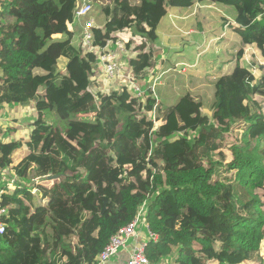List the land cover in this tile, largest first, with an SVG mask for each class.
<instances>
[{"label": "trees", "instance_id": "16d2710c", "mask_svg": "<svg viewBox=\"0 0 264 264\" xmlns=\"http://www.w3.org/2000/svg\"><path fill=\"white\" fill-rule=\"evenodd\" d=\"M78 1L95 4L105 16L103 30H95V45L104 47L112 33L141 39L135 58L120 57L131 67L142 101L132 84L119 87L114 81L115 92L99 90L95 56L71 44L69 26ZM129 1L0 0V113L2 105L47 104L27 140L0 141V173L10 170L28 185L2 187L0 208L7 216L0 264H97L110 239L143 204L148 230L156 236L145 248L151 264L170 257L173 264L261 263L264 73L256 76V62L240 65L237 59L233 71L213 83L211 115L185 127L184 110L197 111L184 103L200 102L186 94L177 106H162L145 82V69L155 67L153 44L167 7H229L242 45L262 47L264 0ZM60 58L67 60L64 73ZM36 70L49 75L43 94L30 78ZM50 113L64 123L61 128ZM178 123L181 135L171 141ZM21 149L29 153L13 165L12 155ZM28 189L42 195L43 206L33 212L24 198Z\"/></svg>", "mask_w": 264, "mask_h": 264}, {"label": "rangeland", "instance_id": "374dc122", "mask_svg": "<svg viewBox=\"0 0 264 264\" xmlns=\"http://www.w3.org/2000/svg\"><path fill=\"white\" fill-rule=\"evenodd\" d=\"M167 1L168 0H163L164 3H166ZM78 2L80 4L82 1H78ZM126 4H127V1L122 2L124 9L126 11H128V4L127 5ZM92 6H93V10L90 13V15L96 20V24L98 26L104 27L105 20H106L104 14L101 12L100 8L97 7L95 4H93ZM200 6H209L206 8V11L204 12L205 13L204 16H208L211 21L205 17H203L202 19L204 20L203 25L207 26V25L211 24V29H213V27L215 25H218V26H219V24L223 25V23H226L224 21L226 19H227L226 21H232L231 11L228 9L223 10L222 8L216 7V6H218V4H216V3H211V4L209 3V4L200 5ZM234 14H235V12H234ZM222 25L219 29L221 31H220L219 35H217L216 37L210 38V40H208L207 37L204 38L203 35L199 33L203 37V40L198 41V42L193 43V44H190V46L193 47L195 54L198 56H201V58H203L205 60L206 71H209V69H208L209 66L216 59H220V60L226 59V61H228L231 57L235 56V54H236V52H238V50H240V48L239 49L238 48L235 49L234 47L232 48V46L234 45V41L232 38L225 39V37H226L225 31L226 30L228 33H233V32L231 31V29H229L228 25H226V24L223 26ZM231 26H235V21H233ZM69 28H71L73 30V37L71 39V44L75 48L78 49L79 44H80L79 43V34H80L79 32L81 29L76 24H74V25L71 24V26H69ZM177 29L174 27H171L170 29H168L167 34H169V36L176 37L177 40H181L180 39V33L183 34V32H185V31L184 30L178 31ZM174 31H178V33H175ZM116 36L118 37V39L123 40L127 43L131 41L130 42L131 43L130 48H128L129 49L128 50V56H130L131 58H135V56L138 53L136 51V47H138V45H140L141 39L138 36H136V37L132 36V34L130 32L117 33ZM161 37H164V33L161 29H159V38H161ZM183 38L184 39H182L180 41V44H176V45H178V46L181 44L186 45L187 44L186 42H188V39H186L184 36H183ZM223 41L227 42V47H226L227 49H223L222 47L218 46ZM188 44L186 46H188ZM156 46H157V47H155L156 52L158 51V49L165 52L163 55L158 54L157 59L155 58V64L157 63L156 65H160L158 67L160 69H153V68H150L147 70L145 69V72L148 73V76L145 79V82L148 85H150L152 87V89H154V93H155L154 96H156L158 98V101L162 102V106L165 107V106H177V103H179V101L177 102L178 97L181 96V94H183L185 92H191V94L199 93L202 96V101H203L202 106H201V104L189 105L188 103H184V108L188 109L189 106H192L197 111V115H196V113L191 115L186 110H184L182 120H183V124L185 125V127L192 125L194 122H196L197 118L202 116V115L210 116V114H211L210 105L214 101L213 85H211V83L213 84V81H214L213 79L218 78L222 73L217 71L213 76L212 75H204L203 72L196 73L195 71H197L201 67V65L196 67L197 62H195V65H194L192 62L181 59L180 57L176 58L177 56H179L180 53L178 51L174 52V40H172V42L166 43V44H163V41L159 40L158 43H156ZM162 46H164L166 48L162 49ZM213 48H215V49H213ZM208 50L210 52L209 56H208ZM225 50H228L227 54H225ZM115 51H116V48L112 50V52H115ZM145 51H147V50L145 49ZM261 52H262V54L259 52L256 55V58L244 59L245 61H254L258 64V67L260 70H257V73H261V72L264 73V49L263 48H262ZM103 53L104 52H100L99 54H103ZM105 54H107V53H105ZM240 59H239V62L241 65L244 62L241 61ZM200 63H201V61H200ZM168 64H169V66H168ZM64 65H65V61H63V60L58 62V69L60 71H62L63 73L65 70ZM225 65L226 64H223L222 67L223 66L225 67ZM167 66H168L167 71H165L164 69H166ZM261 66L263 68H261ZM125 67H126V62H123V69H125ZM184 68H186V69L194 68L195 70H193L189 73L188 72L183 73L186 71ZM229 68H230V66L227 69H229ZM222 71L225 72V70H222ZM42 72H43V70H40L39 72H33L30 76L31 80L33 81L34 90H36V88L39 86L37 92L40 94H43V89H44L43 83H44V81L49 78V75L47 76V74L45 72H44V74ZM153 74L157 77V79L153 77ZM119 75H122V78L125 80L131 79V77H132V74H130V77H128V76L123 75L122 72ZM198 76H201L202 78L207 77V76H211V78L206 79L208 81L207 83L201 82L199 87L198 86L196 87V85H195V87L193 88V90H194L193 91V90H191L192 86H190V83L194 82V80H196L197 79L196 77H198ZM94 77L100 78V75L95 74ZM189 78H191V80L188 82ZM154 79H156V80H154ZM98 84H99V90L102 92H105L106 94H111L117 90V87L114 86L115 82L111 81L110 79H107L106 82L100 81V82H98ZM118 86L119 87H123V86L130 87L127 84H124L122 82H119ZM90 89H91V91H94V89L92 87ZM136 97L137 98L140 97V94H137ZM141 101H142V97H141ZM46 106H47V104L45 102L39 101V102L30 103V105L27 107L29 112H27L28 110L26 108H23V110L26 109L27 111L24 110L23 113H20L21 111L19 110V108L21 109V107L16 106V105H11V107L5 109L3 111L2 117L6 116L9 119L7 121H2V119L0 117V139H2V141L19 140V139L27 140L30 136V131L32 129L33 121L37 118L39 113L43 112L46 109ZM263 109H264V106H263ZM48 118L51 120H56V125L60 128L62 127V124H64V123L60 122L58 119H56L57 117H55L52 113H50L48 115ZM153 118H154L153 124H154V126L157 127L160 124L159 119H158L156 114L154 115ZM179 126H180V124L178 123V127H173L171 129L172 133H174V134H172L173 136L171 135V137H170L172 139L171 141L176 140L177 136L181 135V132L178 131ZM228 142H230V141H228ZM224 151L228 156L227 157L228 158L227 162H228L230 160V157H229V153L227 152L226 147L224 148ZM26 153H27V150L24 151L23 149H21L19 151L14 152L12 155V158L14 159V161H16V160L18 161ZM12 173H13L12 171L8 170V173L0 175V193L3 190L2 187H7L9 189V191H11V190H13L15 183H19L21 185H24L20 180H17V178H15ZM225 176H227V174H225ZM229 176H230V173H229ZM23 182L25 183L26 186H28L25 181H23ZM52 185H53V183L48 184V186H52ZM30 193H31V191H30V189H28V192L26 194H24V198H27V199L29 198L28 200H31V203L26 202V204L29 206H33V203H34L35 206H40L41 201H42L41 193L38 190H37V192L35 190H32V194H35V195H30ZM32 198H33V200H32ZM167 200L170 201V199H167ZM182 209H183L182 210L183 212L186 210L183 207H182ZM176 212L177 211L174 212V210H171L170 214L174 215V214H176ZM140 231L143 234H145L144 228L141 227ZM260 254H261L262 262L261 263H250V264H264V239L261 243ZM173 263H174L173 257H170L166 260H163L162 264H173Z\"/></svg>", "mask_w": 264, "mask_h": 264}, {"label": "crops", "instance_id": "0c3cea01", "mask_svg": "<svg viewBox=\"0 0 264 264\" xmlns=\"http://www.w3.org/2000/svg\"><path fill=\"white\" fill-rule=\"evenodd\" d=\"M204 4H209V3H197V4L191 6V7L187 8V9H176V8L167 7V9H166L167 10L166 11V15L162 18V20L158 24L157 31H156L157 32V40L153 44V47L154 48L157 47L156 46V43H158L159 40L160 41H163V44L170 43V42H172V40H174V52L178 51L180 53L179 56H177L176 58L180 57L181 59H184L186 61L192 62L194 65H195V62H197L196 67L199 66V65H201V67L197 71H195V72L196 73L203 72L204 75H212L213 76L217 71H219V72L222 73L219 77L224 76V75H229L233 71V69H234V67L236 65L237 59H240V58H241L240 60L243 61L244 63L245 62H247V63L252 62V61H245L244 59H247V58H250V59L256 58V55L260 52V49H262L264 46H262V47H259L257 45H247V46H243L242 43H241V41H240V38L233 32V27L234 26H231V24L235 20V14H234L233 10L230 9L229 7L222 6V5H218L216 7L222 8L223 10H227V9L230 10L231 11V15H232V18H231L232 21H226L227 20L226 19V20H224L226 23H223L222 22L223 25H225V24L228 25L229 29H231V31L233 32V33H228L227 30H226L225 31L226 32L225 33V36H226L225 39L232 38L233 41H234V45L232 46V48L233 47L235 49L236 48H238V49L240 48V49H243L244 52H243L242 57H240V58L237 57V52H236L235 56L234 57H231L228 61H226V59L225 60L216 59L209 66V68H208L209 71H206V69H205L206 68L205 60L203 58H201V56H198V55L195 54V52L193 50V47L190 46V44L196 43L198 41H202L203 40V37L204 38L207 37L208 40H210V38L216 37L217 35H219V33L221 31L219 29H220V27H221L222 24H219V26L218 25H215L213 27V29H211V24H209L207 26L206 25H203V21H204L202 19L203 17H205L208 20H210L208 16H204L205 15L204 12L206 11V8L209 7V6H200V5H204ZM171 27H174L176 29L178 28L177 29L178 31H182V30L185 31V32H183V34L180 33V39L181 40L184 39L183 36L186 39H188V42H186L187 44L189 43L188 46H186L187 44L186 45L185 44H181L179 46L176 45V44H180V41L181 40H177L176 37L169 36V34H167L168 29H170ZM159 29H161L163 31L164 37L159 38ZM178 31H174V32L175 33H178ZM199 33L202 34L203 37ZM218 46L222 47L223 49H227L226 48L227 47V42L226 41H223ZM165 48L166 47L162 46V49H165ZM213 49H215V48H213ZM144 52H147V51L144 50ZM227 52H228V50H225V54H227ZM164 53H165L164 51H161L160 49H158V51L155 52L154 57L157 59V55L158 54L159 55H163ZM209 55H210V52L208 50V56ZM61 60L65 61V65H66L67 60L65 58H60L58 60V62L61 61ZM200 61H201V63H200ZM156 64H154L155 67H149L148 69H150V68L160 69V68H158L160 65H156ZM223 64H226L225 67L224 66L222 67ZM65 65H64V68H65ZM168 66H169V64H168ZM168 66L166 67V69H164L165 71H167ZM229 66H230V68L227 69ZM252 68H253V70H254L253 72H254V74L256 76H260L261 74H263L262 72L261 73H257V70H260L259 67L258 68H255L253 66ZM261 68H263V67L261 66ZM184 69L186 71L183 72V73H186V72L189 73V72L195 70L194 68H191V69L184 68ZM222 70H225V72H223ZM39 71L40 70H36L35 72H39ZM42 73L44 74V72H42ZM147 76H148V74H147ZM153 77L157 79V77L154 74H153ZM196 78L197 79L194 80V82H191L190 83V86H192L191 90H193V88L195 87V85H196V87L197 86L199 87V85H200L201 82L202 83L203 82L207 83L208 81L206 79L211 78V76H207V77H204V78H202L201 76H198ZM156 79H154V80H156ZM216 79H213V80L215 81ZM190 80H191V78L188 79V82ZM214 81H213V83H214ZM211 85H213V84L211 83ZM186 94H190L197 102H200V104L202 106V103H203L202 96L199 93L191 94V92H185V93L181 94V96L178 97L177 102L182 97H184V95H186ZM261 100H262V98H260V101ZM9 107H11V105H8V106L7 105H2V112L0 113V117H1L2 121H7L9 119L6 116H3L2 117L3 111L5 109L9 108ZM26 109H24V110H26ZM19 110L21 111L20 113H23V111H24L23 108H21V109L19 108ZM27 112H29V110ZM0 141H2V139H0ZM23 150L26 151V149H23ZM28 153L29 152L27 150V153L24 156H22L18 161L16 160L17 162L14 161V164L13 165L17 164ZM0 175H2V174L0 173ZM31 195H35V194H32V190H31ZM40 206H43V205H40ZM40 206H35L34 203H33V206H29L28 205L29 210L31 212H33L34 208L37 209ZM144 218L146 219V215L144 216ZM145 219L143 220V218H142L143 221H141V223L139 224L138 228L136 229V235L134 237H131L129 239V241L127 243L128 244L127 247L125 249L120 250L119 253L115 257L111 258L107 262V264H127V260H128L129 253L135 247L139 246L142 243L147 244V242L152 239V238H150L149 230L147 228ZM141 227L145 229V234H143L140 231L141 230ZM162 263H163V261L160 262L159 264H162Z\"/></svg>", "mask_w": 264, "mask_h": 264}, {"label": "built area", "instance_id": "2783aa9c", "mask_svg": "<svg viewBox=\"0 0 264 264\" xmlns=\"http://www.w3.org/2000/svg\"><path fill=\"white\" fill-rule=\"evenodd\" d=\"M92 10L93 6L89 2L82 1L80 4L79 2H76L75 8L73 10L74 20L72 25L76 24L81 29L79 32V47L81 48L83 54H93L95 56V74H99L101 78H96V80L99 82H106L107 79H110L113 82L119 81L127 84L128 86L132 84L133 90L136 91L137 94H140L141 97L142 92L139 91L136 85L133 84V77H131V79L125 80L122 78V75H119L122 72L123 75L130 77L131 74V67L129 66L128 62H126L125 69H123V62L125 61H122L120 57L123 54L125 58H128L129 49L126 48L127 42L118 39L116 34L112 33L110 35V39L106 41L104 47L95 45V30H103V28L98 26L96 24V20L90 15ZM115 48L116 51L112 52V50ZM100 52L104 53L99 54ZM142 98H144V96ZM146 211V205L143 204L139 209L135 219L130 224L120 228L117 231L103 251L99 254L97 258V264H107V262L111 258L115 257L120 250L127 247L129 239L136 235V229L138 228L141 221L145 219L144 216L146 215ZM6 216L7 209L0 208V235H2L6 229ZM149 235L150 238H152L151 240H156V236L150 233V231ZM145 248V243L135 247L129 253L127 264H151L145 255Z\"/></svg>", "mask_w": 264, "mask_h": 264}, {"label": "water", "instance_id": "95a60500", "mask_svg": "<svg viewBox=\"0 0 264 264\" xmlns=\"http://www.w3.org/2000/svg\"><path fill=\"white\" fill-rule=\"evenodd\" d=\"M57 178H58V176H49V177H47L48 180H50V179H57Z\"/></svg>", "mask_w": 264, "mask_h": 264}, {"label": "clouds", "instance_id": "9594fccd", "mask_svg": "<svg viewBox=\"0 0 264 264\" xmlns=\"http://www.w3.org/2000/svg\"><path fill=\"white\" fill-rule=\"evenodd\" d=\"M102 28H104V27H102Z\"/></svg>", "mask_w": 264, "mask_h": 264}]
</instances>
